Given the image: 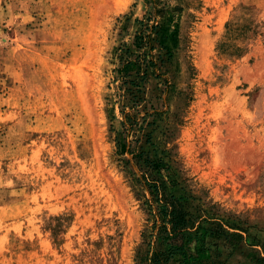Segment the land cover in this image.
Here are the masks:
<instances>
[{
    "label": "rangeland",
    "instance_id": "obj_1",
    "mask_svg": "<svg viewBox=\"0 0 264 264\" xmlns=\"http://www.w3.org/2000/svg\"><path fill=\"white\" fill-rule=\"evenodd\" d=\"M153 1L0 0V264H139L162 194L264 229V0H163L171 57ZM121 48L155 64L132 109Z\"/></svg>",
    "mask_w": 264,
    "mask_h": 264
},
{
    "label": "trees",
    "instance_id": "obj_2",
    "mask_svg": "<svg viewBox=\"0 0 264 264\" xmlns=\"http://www.w3.org/2000/svg\"><path fill=\"white\" fill-rule=\"evenodd\" d=\"M164 1H153L161 22L152 27V31L157 35L159 47L172 56L179 46V19L183 7L180 3L174 7L161 6ZM140 39L141 36L137 35L136 43L139 48ZM117 56L121 65L116 72L125 85L129 86L123 104L132 109L141 102H146L145 97L141 98V94L145 95L142 84L151 79L155 64L142 61L141 57H136L124 48L118 50ZM119 146L125 153L126 145L120 143ZM142 152L145 154L143 150ZM133 154L135 159H142L138 153ZM148 160L150 167L155 170H162L167 166L166 161L161 158L151 162ZM154 195L155 200H158L160 193L155 192ZM158 202L155 217L160 224H155V243H148V249L139 252V264H228L241 243L250 250L248 255L251 264H264V229L247 226L235 217L225 220L218 219L215 214L212 217L210 212L205 215L206 212L201 209L192 213L187 207L188 201L179 197L162 194Z\"/></svg>",
    "mask_w": 264,
    "mask_h": 264
}]
</instances>
